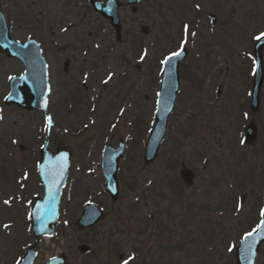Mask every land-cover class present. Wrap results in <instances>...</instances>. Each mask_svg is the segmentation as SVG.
<instances>
[{
    "label": "rangeland",
    "instance_id": "1",
    "mask_svg": "<svg viewBox=\"0 0 264 264\" xmlns=\"http://www.w3.org/2000/svg\"><path fill=\"white\" fill-rule=\"evenodd\" d=\"M66 1L0 0L12 38L42 47L52 86L46 113L6 106L10 80L24 67L0 54V264H18L32 244L30 210L42 198L39 152L47 139L51 152L67 146L72 164L57 235L40 244L38 264L60 254L67 264H236L237 247L264 209V85L257 113L244 100L264 0H142L136 15L121 9V42L91 8L70 11ZM185 38L174 112L157 159L146 164L161 61ZM252 122L258 137L245 146ZM120 140L126 149L113 202L100 164L104 146ZM182 167L195 176L190 188ZM89 204L106 216L80 232L74 224ZM84 245L88 256L77 250ZM255 264H264V244Z\"/></svg>",
    "mask_w": 264,
    "mask_h": 264
},
{
    "label": "water",
    "instance_id": "2",
    "mask_svg": "<svg viewBox=\"0 0 264 264\" xmlns=\"http://www.w3.org/2000/svg\"><path fill=\"white\" fill-rule=\"evenodd\" d=\"M140 0H133L130 4H136ZM98 6V5H97ZM117 3L110 0L108 6L104 9L96 7L98 12L111 21V25L116 29L118 38L120 37L119 18L116 13ZM136 12V10H134ZM264 50V39L255 47V60L257 71L254 81V94L252 100V109L257 110L259 104V94L263 82V70L261 52ZM0 51L12 58H19L25 65L26 73L22 78H14L11 81V93L6 99L8 106H17L26 111L40 110L46 111L47 98L51 92L48 84L47 66L41 57L39 47L30 42L21 46L11 40L9 28L6 26L3 17L0 14ZM184 56V53L182 54ZM182 56L173 58L165 66L164 78L162 81V92L159 97L158 111L156 115L157 125L150 137L146 163H151L157 157L160 144L163 140L167 121L173 111L174 99L179 90L178 65ZM256 137L254 127L248 128L246 140L251 143ZM48 142L41 150V163L39 166V176L44 186L43 202L36 201L32 209V230L34 244L27 252L25 258L20 264H33L35 259V250L43 237H52L56 233L59 202L62 190L66 185L70 169V152L64 147L57 149V154L49 155ZM123 143L118 150L113 151L107 147L103 155L102 170L106 178L108 192L116 200L118 196L117 172L119 160L123 156ZM183 179L189 182L193 179L188 173L183 174ZM188 185L190 183H187ZM103 219L102 213L95 206L85 208L82 218L77 221L76 226L79 230L93 228ZM264 219V218H263ZM264 243V228L260 229L248 238L247 243H243L237 250V264H254L258 248ZM248 245H251V251H247ZM80 252L87 253L88 249L80 248ZM51 264H65L64 260L52 262Z\"/></svg>",
    "mask_w": 264,
    "mask_h": 264
},
{
    "label": "snow or ice",
    "instance_id": "3",
    "mask_svg": "<svg viewBox=\"0 0 264 264\" xmlns=\"http://www.w3.org/2000/svg\"><path fill=\"white\" fill-rule=\"evenodd\" d=\"M198 7V6H197ZM184 29H185V32L187 33V29H188V25H185L184 26ZM192 35H195L194 33H192ZM262 38H264V32L260 33L258 36H255L254 39L256 41H259L261 40ZM187 42L186 38L181 40V49L180 51H176V52H172L169 56H167L164 60L161 61V64L163 65H168L171 60L174 58V57H178L182 54V51H183V45ZM146 55V53H145ZM111 77H109L110 79ZM105 83H107V81H105ZM51 122V118H49V123ZM4 203H9V201H5ZM261 216L264 217V209L261 210ZM5 228L8 227V225H4ZM261 227L264 228V219L261 220ZM253 235L252 232H249L245 235V238H244V241H242V243H247V240L249 237H251ZM231 251V248L229 249ZM247 251H251V245H248ZM125 264H128V261L125 260Z\"/></svg>",
    "mask_w": 264,
    "mask_h": 264
},
{
    "label": "flooded vegetation",
    "instance_id": "4",
    "mask_svg": "<svg viewBox=\"0 0 264 264\" xmlns=\"http://www.w3.org/2000/svg\"><path fill=\"white\" fill-rule=\"evenodd\" d=\"M81 4V6H79ZM62 5H65L66 6V9H67V7H68V9L71 11V9H74L75 7H80V8H82V9H85L83 6H87V10L89 9V8H91V6H90V0H87V3H85V1L84 0H80V1H77L76 3H74V1L73 0H67L66 1V3H62ZM95 13V12H94ZM78 15H80V14H78ZM78 15H76V16H78ZM70 16L72 17V16H75V15H72V14H70ZM81 17L80 18H84L85 16L84 15H80ZM248 95V94H247ZM247 95H246V97H247Z\"/></svg>",
    "mask_w": 264,
    "mask_h": 264
}]
</instances>
